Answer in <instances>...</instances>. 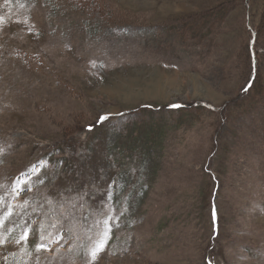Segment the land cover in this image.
Wrapping results in <instances>:
<instances>
[{
  "label": "rangeland",
  "instance_id": "obj_1",
  "mask_svg": "<svg viewBox=\"0 0 264 264\" xmlns=\"http://www.w3.org/2000/svg\"><path fill=\"white\" fill-rule=\"evenodd\" d=\"M245 2L0 0V264H264Z\"/></svg>",
  "mask_w": 264,
  "mask_h": 264
},
{
  "label": "trees",
  "instance_id": "obj_2",
  "mask_svg": "<svg viewBox=\"0 0 264 264\" xmlns=\"http://www.w3.org/2000/svg\"><path fill=\"white\" fill-rule=\"evenodd\" d=\"M250 0H247V2H245V7L247 8V11L249 9V2ZM246 11V14H248ZM249 16H247L248 18ZM249 24V23H247ZM260 35V29H259V25L256 27H248L247 26V41H246V45H247V56H248V62H249V73L247 74V81L245 83L243 92L245 95L251 91L252 87H253V83L257 78V70L261 64V56L258 55L259 51H258V47H257V43H258V38ZM2 264H26L21 260H18L15 256H9L6 257L3 260Z\"/></svg>",
  "mask_w": 264,
  "mask_h": 264
},
{
  "label": "snow or ice",
  "instance_id": "obj_3",
  "mask_svg": "<svg viewBox=\"0 0 264 264\" xmlns=\"http://www.w3.org/2000/svg\"><path fill=\"white\" fill-rule=\"evenodd\" d=\"M172 107L179 108L181 107V105H172ZM101 119L103 120V119H108V118L104 117ZM110 219L112 218L108 217L106 220L98 221L96 224V227L100 229V231L98 232V240L95 242V245L90 251V253H88V255L90 256L91 264H96V262L100 259L101 254L104 253L108 245V241L111 238L112 226L108 225V220ZM212 222H213V239H215L216 236L218 235L217 215H216L215 205L213 206V209H212ZM0 227H2V225H0ZM21 239L27 240V236L25 235L21 237ZM4 242H5L4 238L0 237V245H2ZM36 251H40V248L38 247Z\"/></svg>",
  "mask_w": 264,
  "mask_h": 264
}]
</instances>
